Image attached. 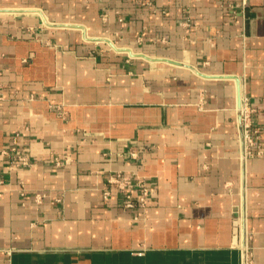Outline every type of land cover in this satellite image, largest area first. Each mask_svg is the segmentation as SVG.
<instances>
[{
    "label": "crops",
    "instance_id": "obj_1",
    "mask_svg": "<svg viewBox=\"0 0 264 264\" xmlns=\"http://www.w3.org/2000/svg\"><path fill=\"white\" fill-rule=\"evenodd\" d=\"M0 9V264H264V155L243 151L235 80L57 25L238 76L264 147V0ZM117 171L147 184L144 207Z\"/></svg>",
    "mask_w": 264,
    "mask_h": 264
},
{
    "label": "built area",
    "instance_id": "obj_2",
    "mask_svg": "<svg viewBox=\"0 0 264 264\" xmlns=\"http://www.w3.org/2000/svg\"><path fill=\"white\" fill-rule=\"evenodd\" d=\"M252 107L249 104V101L247 98H242V108H241V134L244 142V153L247 154H258V155H264V147L262 145H259V131L253 127L252 123ZM14 140V146L11 148V152L14 153L13 156V163L21 164V165H30V159L28 157H25L23 155H20L17 152V139L16 137ZM256 149V150H254ZM3 154H9L8 150H4ZM132 155L136 156V153H132ZM67 160H70V155H65ZM64 157V158H65ZM64 158L61 156H58L55 158L54 162L57 166H61L64 164ZM109 183H112L116 186V188L122 192L125 195V205L127 207L133 206L135 202H138L140 206L144 207L147 203V198L149 195V187L147 186L144 181L137 180L134 181L132 177L126 173H123L121 171H117L110 175L109 177ZM133 188H137L139 191V195L137 196V199L135 200L131 190ZM105 196L109 194V191L104 192ZM44 194H37L35 199L36 201L41 202L44 198Z\"/></svg>",
    "mask_w": 264,
    "mask_h": 264
},
{
    "label": "water",
    "instance_id": "obj_3",
    "mask_svg": "<svg viewBox=\"0 0 264 264\" xmlns=\"http://www.w3.org/2000/svg\"><path fill=\"white\" fill-rule=\"evenodd\" d=\"M0 11H9L8 9H0ZM27 11H37L39 12L42 17L44 18V21L51 25V23L47 20V18L45 17L44 13L40 10V9H27ZM57 25L59 26H68V27H75V28H79L84 30V35L87 39L90 40H101V41H105L107 43H109V45L120 52H126L129 54V56L131 57H143L147 60L150 61H167L176 65H185L186 67H189L191 69H193L195 71L196 74L202 76V77H220V78H231L234 79L236 82V86H237V107H238V111H239V124L241 125L242 122V117H241V108H242V98H243V87L241 84V79L236 76V75H210V74H206L202 71H200L199 69L193 67L192 65L188 64V63H182L181 61H177V60H173V59H169V58H165V57H151L145 53L142 52H135L133 51L131 48L129 47H123V46H118L116 45L111 39L107 38V37H90L87 36V32L85 30V27L79 24H74V23H58ZM242 145H243V151H244V142H243V138H242Z\"/></svg>",
    "mask_w": 264,
    "mask_h": 264
}]
</instances>
